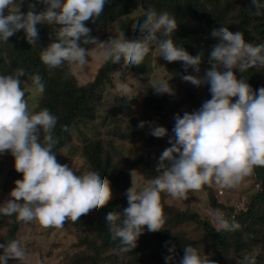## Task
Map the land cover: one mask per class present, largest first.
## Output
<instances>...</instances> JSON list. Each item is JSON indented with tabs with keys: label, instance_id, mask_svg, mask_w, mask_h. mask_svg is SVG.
Returning <instances> with one entry per match:
<instances>
[{
	"label": "clouds",
	"instance_id": "1",
	"mask_svg": "<svg viewBox=\"0 0 264 264\" xmlns=\"http://www.w3.org/2000/svg\"><path fill=\"white\" fill-rule=\"evenodd\" d=\"M22 0H0V42L23 29L28 43L36 45L38 23L58 26L55 39L41 47L39 58L48 68L67 64L70 75L88 63L92 44L100 51L97 61L126 58L130 64H141L152 51L164 60L182 61L191 67L182 79L195 86L207 84L211 97L192 112L174 115L170 146L158 157V175L138 187L132 171V185L126 190L127 207L120 212L110 211L105 219L113 240H119L120 251L135 248L145 231L163 228L162 193L175 200L187 199L188 193H199L203 186L222 188L238 186L255 167L264 166V86L253 89L245 73L253 68L264 69V42L254 44L243 31L228 26L214 28L210 35L217 37L208 52L207 68L199 75L203 52L192 55L173 38L178 27L175 16L167 11L146 8L139 25L142 37L134 38L122 29L111 39L90 35L86 21L100 17L106 0H43L47 7L39 12L20 10ZM256 14L264 9V0H250ZM160 34L159 36L157 34ZM154 46V47H153ZM25 70L17 67L0 73V154L8 150L14 157V168L22 173L14 181L10 199L0 202V215L22 222H37L41 226L60 228L68 219L83 220L112 198L111 181L104 171H89L85 161L71 158V165L60 163L54 150L57 137L54 129L58 117L48 108L35 111L29 107L21 76ZM35 94H42L45 84L40 74L30 77ZM171 79V78H170ZM170 79L152 81L156 93L174 94ZM119 95L128 97L129 89L121 84ZM235 97V99H233ZM150 124L149 134L163 137L169 129L155 122L141 121L138 127ZM68 130V126H63ZM41 133L43 137L41 138ZM122 214V218H121ZM211 222L217 231H233L240 227L235 218H226L220 209L213 210ZM0 264L15 258L18 264H31L28 253L19 239L0 243ZM165 264L176 260L175 245L168 247ZM178 264H217L208 254L192 245H184ZM245 264H256L255 257H245Z\"/></svg>",
	"mask_w": 264,
	"mask_h": 264
},
{
	"label": "trees",
	"instance_id": "2",
	"mask_svg": "<svg viewBox=\"0 0 264 264\" xmlns=\"http://www.w3.org/2000/svg\"><path fill=\"white\" fill-rule=\"evenodd\" d=\"M47 7L43 0H22L20 10L27 12L32 10L39 12ZM152 7L160 11H167L175 16L178 27L174 32L173 38L182 44V46L192 55L203 52V59L200 69L209 68L208 52L212 46L218 42L217 37L210 35L214 28L220 27L222 24L228 26L234 31L240 30L245 34V38L252 43L257 44L264 42V9L256 14L254 6L250 4V0H106L104 9L100 17L95 21H86V25L91 29L90 35L97 39H111V34L97 35V30L107 26L111 21L122 15H131L139 8L143 11ZM141 13L135 16L129 24L126 33L134 38L142 37L139 30L143 17ZM236 15L235 20L233 16ZM38 39L36 45L28 43L25 39L24 30H18L8 38V42H0V73H9L17 67L25 70V75L21 76V87L25 89V97L31 94L30 88H33L31 75L38 73L41 75L45 84V90L36 100L34 110L39 111L42 108H48L50 112L55 114L57 124L54 129V135L57 137L56 151L57 161L71 165V158L79 156L85 161V165L89 171L102 170L111 181L114 197L109 202L101 206L95 212L89 214L83 220L77 221L74 218L68 219L63 225L70 223L76 224L82 230H92V235H85L81 241L89 248L88 254H81L88 264H103V260L108 256V252L112 249L114 253L119 251V240H113L109 231V225L105 219L106 214L110 211L120 212L127 207L126 190L132 185L131 171L139 167H150L158 162L161 151L153 149L148 155H141L132 158L127 155L119 154V150L104 138L94 139L81 137L85 128V122L100 123L98 116L102 122L106 118H111L109 122V130L115 127L114 123H119L123 115L127 112L123 105L129 106L131 103L138 102L139 106H145V112L155 115L163 112L172 111L175 107H184L188 105L187 111L197 105L198 98L192 90L187 89V98L185 102L174 99L179 93L174 84L177 80H181L182 76L192 73L191 67L185 68L182 61H166L163 65L167 73L172 77L170 85L173 87L174 94L167 93L158 94L151 89L152 84L146 83L147 65L145 57L141 64H130L126 58L122 62L115 60H104L99 66L97 75L94 80L84 85L78 84L74 75H70L69 70L64 65L58 68H48L39 58L41 47H46L55 39V31L58 26L49 25L47 23H38ZM85 48H92V44L83 45ZM4 59H3V57ZM125 67L133 71L136 77L143 83L142 92L139 96L129 94L128 97H119L120 109L115 107L111 116L108 114L100 116L95 113L96 108L91 105L90 101L94 99L97 88L102 85L105 80L112 82L111 74L119 68ZM237 71L238 76H245L253 89L264 86V69H257L255 66L245 73ZM174 82V84L172 83ZM177 84V83H176ZM27 94V95H26ZM211 97L209 90H206L204 101ZM235 99V97L233 98ZM193 100V102H192ZM128 115V113L126 114ZM125 131L114 133L119 137L128 138L130 140L139 137L147 141L151 146L163 148V144L167 141L172 133L171 129L174 123H170L165 127L169 129L167 135L163 137H155L149 134V125L146 123L143 128L138 127L142 119V114L135 116L131 112ZM104 119V120H103ZM153 121V119H150ZM67 125L68 130L65 131L63 126ZM115 128L114 131H116ZM43 133H41V138ZM88 140V141H87ZM83 143V149L80 144ZM164 149V148H163ZM10 160L8 175L6 182V190L12 189V182L22 178V173L17 172L14 168V157L8 150L4 152ZM207 191L209 206L215 210L220 209L226 213V218H233L231 211H236L235 220L240 227L233 231H226L214 227L211 219L207 215L191 208H181L174 203H163L165 196L162 193V210L165 217L163 228L158 231H145L137 240L135 248L122 251L131 255L134 264H139V258L144 255H150L155 264L154 257L161 256L162 251H168V247L175 245L176 260L178 264L180 257L183 255L184 245L196 246L199 241H195L184 235L173 232L175 227L191 224L200 230V234L205 242H212L215 250L212 260L217 264H245V257H255L256 264H264V166L255 167L253 170V181L251 185L242 190L239 197L246 195L243 207H237L224 201L222 195L217 194L212 186H203ZM2 193V190L1 192ZM241 193V192H240ZM239 193V194H240ZM0 196V202H3ZM4 218L10 219L8 231L0 240V243L9 240L18 239L20 233V221L16 219L15 214L11 216L0 215V222ZM122 218V214H121ZM1 225V223H0ZM94 230V232H93ZM198 230V231H199ZM258 247V248H256ZM3 250L0 249V252ZM151 251V252H150ZM153 251V253H152ZM79 253V252H78ZM77 253V254H78ZM162 257V256H161ZM81 259H83L81 257ZM9 264V258L7 261Z\"/></svg>",
	"mask_w": 264,
	"mask_h": 264
},
{
	"label": "rangeland",
	"instance_id": "3",
	"mask_svg": "<svg viewBox=\"0 0 264 264\" xmlns=\"http://www.w3.org/2000/svg\"><path fill=\"white\" fill-rule=\"evenodd\" d=\"M233 2L236 3L238 2V0H233ZM142 12L143 9L139 8L131 15H122L117 17L116 19L111 21L107 26L102 27L100 31L97 30L96 36H99L101 34H111L113 37L114 35H120L121 29L126 32L129 27L130 21ZM235 17L236 15L233 16L234 20ZM231 30L234 31V27ZM157 35L159 36L160 34L158 33ZM99 51L100 50L98 48H90L88 63L83 69H78L76 74L74 75L78 84L84 85L87 82L95 79L99 66L101 65V63L104 62L97 61L95 58ZM163 62V57L158 56V54H155L150 51L146 60V83L152 84V81L157 78H171L170 81H172V77L167 73ZM65 66L68 69V65L65 64ZM206 69L207 68L202 69L199 75H203ZM111 76L112 82L110 83L109 81L105 80V82L97 88L94 99L90 101L91 105L96 108L95 113L99 114L101 117H105L106 114L111 116L115 111L113 110L115 109V107L118 108V110L120 109L121 102L119 97H121V95H119V88L121 84H126L129 89V94H134L136 96H139V94L142 92L141 89H143V83L136 77L133 71L128 68L121 66V68L112 73ZM172 83L174 84V82ZM174 86L177 92L179 93V95H177L174 99H177V101H180L181 103L185 102V98L188 97L187 89L192 90L193 93L196 94L198 98V103L197 105H193L195 107H193L190 112L195 111L202 105V103L204 102V95L206 93V90H208L209 88L206 83L200 86H195L192 83L183 80L182 78L181 80H177ZM30 90L31 94L25 98L28 100L29 107L34 109L35 104H37L36 100L41 95L35 94L33 88H30ZM123 106L125 108L124 110L127 112L120 119L121 121L119 123H114V125L116 126L113 128L111 127V131L108 128L111 118H106L105 120L103 119L104 122H102V119L98 116L97 119L101 121L100 123H91L90 121L85 122V125H83L85 126V128L81 137L85 138L90 136V138L101 139L102 142L104 138L106 139V141L110 140L113 146H115L116 149L120 151L119 154L127 155L132 158H136L141 155H148L149 151L153 150L154 148H158L162 152L165 148L170 146L169 138L163 144V149L161 147L151 146L147 141H145L141 137L134 140H130L128 138L119 137L114 133L118 134L119 132L126 130L127 123L130 117L129 114L131 112H133L135 116H139L142 114V119H144L145 122H155L156 124L166 126L170 123H174L175 114H183L188 109V105H184V107L182 108L175 107L172 111H167V113L163 112L158 115H151V113L145 112V106H139L138 102L131 103L129 106ZM127 113L128 115H126ZM150 119H153V121H150ZM148 125L150 126V124ZM115 128H117L116 131H114ZM83 145V143L80 144L81 149H83ZM9 163V157L5 153L0 154V192L2 190L0 196L3 198V200L12 198L9 195L11 190H6L9 186L6 182L7 178H9V175L7 173ZM157 163L158 162L154 163L150 167L145 166L132 170L135 173L136 184L138 187L145 185L150 181L152 177L159 174V172L157 171ZM252 181L253 171L249 176L244 178L243 181L236 187L222 188L216 185H213V187L217 194L222 195L221 197L224 201L226 200V202L229 204H235V202L239 199V196L242 194V190L244 191L245 189H247L251 185ZM11 184L12 188L15 187L14 182H12ZM113 197L114 193L112 195V198ZM242 197L244 198L245 202L246 195ZM167 201L170 203H174L175 205L181 208H191L193 210H196L202 215H207L211 219L213 209L209 206L208 194L204 188H202L199 193L196 194L189 192L187 199L175 200L171 197H167ZM0 223V240H2L8 231L10 219L4 218L3 220H1ZM68 225L69 226L62 225V227L60 228H45L35 221H20V233L17 238L23 242V246L25 247V250L28 253L31 264H88L87 260H85V258L81 254L87 255L89 252V248L87 247V245H85V243H82L81 241L85 238V235H92V230H82L76 224L73 225V223H70ZM198 230L199 229H196L194 225L192 226L191 224L187 223L186 225H181L179 227L177 225V227L173 229V232L184 235L185 237H188L195 241L200 240L199 244L197 243L195 247L202 254H208L210 259H212L215 254V246L212 242H205L203 239H201L202 236L200 234V230ZM124 252L119 250L114 253V251L111 249L108 252L109 255L105 257V260H103V264H134V262L130 258L131 255L127 253L125 254ZM162 252V257H154V259L156 258L154 260L155 264H165L164 257L169 253L168 251ZM81 257L83 259H81ZM139 260V264L154 263L150 255H144L143 257L139 258ZM9 264H18V261L15 258H9ZM173 264L176 263L173 262Z\"/></svg>",
	"mask_w": 264,
	"mask_h": 264
},
{
	"label": "built area",
	"instance_id": "4",
	"mask_svg": "<svg viewBox=\"0 0 264 264\" xmlns=\"http://www.w3.org/2000/svg\"><path fill=\"white\" fill-rule=\"evenodd\" d=\"M243 203H244V198L243 197H239V199L235 202V206H236V208L238 207H243ZM225 213V212H224ZM235 213H236V211H231V216L232 217H234L235 216ZM225 216H226V213H225Z\"/></svg>",
	"mask_w": 264,
	"mask_h": 264
}]
</instances>
